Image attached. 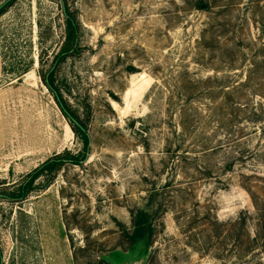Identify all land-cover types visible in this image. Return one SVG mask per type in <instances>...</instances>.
Wrapping results in <instances>:
<instances>
[{"label": "rangeland", "instance_id": "1", "mask_svg": "<svg viewBox=\"0 0 264 264\" xmlns=\"http://www.w3.org/2000/svg\"><path fill=\"white\" fill-rule=\"evenodd\" d=\"M203 1L4 8L0 192L83 154L48 72L89 146L0 200L2 264H264V0ZM66 17L77 36L59 57ZM141 212L151 232L134 242Z\"/></svg>", "mask_w": 264, "mask_h": 264}, {"label": "trees", "instance_id": "2", "mask_svg": "<svg viewBox=\"0 0 264 264\" xmlns=\"http://www.w3.org/2000/svg\"><path fill=\"white\" fill-rule=\"evenodd\" d=\"M11 2L12 1H10L8 4H6L3 8L0 9V15L3 14L4 8L11 5ZM203 4H206L205 1L200 0L198 6L201 7L203 6ZM66 23H67V31H68L67 43L64 46L63 51L60 53L59 57H61L65 53L72 52L75 47L74 41L77 36V26L70 17H66ZM54 72H55L54 70L48 72L47 75L44 77L43 82L51 92L54 101L58 105L63 116L69 122V126L72 132L80 138L83 144V154L77 153L75 155L72 154L70 151L65 150L62 153L53 156L52 158L48 159L43 164H41L39 167L34 169L31 173L26 175L21 183L8 185V186L4 184L5 187L2 188H6V189L0 192V200H6L8 202L23 201L33 191L34 184L37 180H39L42 177L52 175L51 176L52 178L49 179V182H51L53 180V177L58 173V171L62 169L64 164H70L72 166H81L82 163L87 158L89 137L87 135L86 128L75 115L71 114L68 111V109L66 108V106L64 105L61 99V96L59 95V91L55 89V87L53 86ZM64 111H66L77 122L78 125L73 124L65 115ZM146 217L147 216L144 215L142 212L136 214L133 217L132 239L134 242L143 239L149 232H151ZM1 261H2V251L0 250V264H2ZM99 264H106V263L103 260H100Z\"/></svg>", "mask_w": 264, "mask_h": 264}, {"label": "water", "instance_id": "3", "mask_svg": "<svg viewBox=\"0 0 264 264\" xmlns=\"http://www.w3.org/2000/svg\"><path fill=\"white\" fill-rule=\"evenodd\" d=\"M10 1L12 0H7L3 5L0 6V9L3 8L6 4H8ZM64 113L73 124L78 125L77 122L66 111H64Z\"/></svg>", "mask_w": 264, "mask_h": 264}, {"label": "bare ground", "instance_id": "4", "mask_svg": "<svg viewBox=\"0 0 264 264\" xmlns=\"http://www.w3.org/2000/svg\"><path fill=\"white\" fill-rule=\"evenodd\" d=\"M139 87H140V86H139ZM141 87H143V86H141ZM133 91H135V90H133ZM137 91H138V90H137ZM140 91H141V90H140ZM140 91H139V92H140ZM139 92H138V93H139ZM128 93H130V91H129ZM128 93L125 95V98L128 96ZM130 95H131V94H130ZM127 98H128V97H127Z\"/></svg>", "mask_w": 264, "mask_h": 264}]
</instances>
